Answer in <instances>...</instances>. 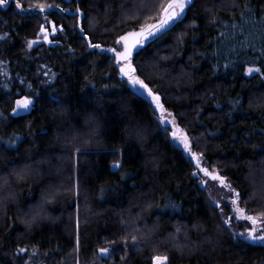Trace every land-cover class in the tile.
<instances>
[{"label":"trees","instance_id":"1","mask_svg":"<svg viewBox=\"0 0 264 264\" xmlns=\"http://www.w3.org/2000/svg\"><path fill=\"white\" fill-rule=\"evenodd\" d=\"M20 2L29 10L16 0L0 6V264H154L157 255H167V264H264V247L221 222V210L228 218L232 207L218 208L207 183L191 175L189 155L171 140L170 126L166 135L156 122L148 98L120 77L110 53L87 47L85 33L117 47L119 35L155 22L158 9L138 11L139 0ZM38 3L69 11L30 8ZM260 9L261 0H193L182 22L132 60L193 151L256 216L264 212V78L244 69L264 59ZM48 21L64 30L29 49ZM22 95L34 104L15 116ZM136 127L142 138L129 135ZM117 159L121 167L113 168ZM33 212L42 219L29 229ZM243 222L233 219L231 227ZM185 243L192 254H181Z\"/></svg>","mask_w":264,"mask_h":264},{"label":"snow or ice","instance_id":"2","mask_svg":"<svg viewBox=\"0 0 264 264\" xmlns=\"http://www.w3.org/2000/svg\"><path fill=\"white\" fill-rule=\"evenodd\" d=\"M261 2H264V0H261ZM7 3L8 0H0V6H4ZM192 3L193 0H162V3L157 5L155 0H139V6L137 9L138 11L139 8L145 7L147 5H151L152 8L158 9L157 15L154 17L155 22L150 24H140L138 28H133L125 32L123 35H119L115 40V44L118 47L105 48V46L100 43H92L87 33L84 34V39L87 41V47L91 49H99L101 53H111L110 59L114 61L116 67L118 68L119 75L123 78H126L125 82L130 85L132 89L135 90L136 94L148 98L149 106L153 110L154 119L159 125L163 126V130L166 135L169 133V126H171V139L173 141H178L180 145H182L183 151L189 155V162L193 163V167L195 169L191 173V175L197 178L198 183L201 186H206V178H210L212 181L218 182L222 188L227 189L228 192L231 194V199L228 201V203L230 205L235 204L237 205V207L235 208L233 215L228 218L224 217V213L221 210V212L219 213L221 217V222L227 225L230 230L231 221L233 219H236L238 221H250L251 226L247 227L245 231L239 233V235L245 237L246 240L253 242V244L258 243L260 246L264 247V212H261L259 216L249 215L246 214L247 210L245 208L239 207L241 203L245 202L241 197V193L235 187H233L232 184L227 180V178L221 175L218 170H213L210 165L206 164L203 152L193 151V142L191 138L188 136L184 129L179 128V126L176 124V120L173 114L169 112L165 108L164 104L161 102V96L158 93L154 92L153 89L149 87V84L146 83L145 80L140 77V75L138 74V69L132 63L134 51L137 48L143 47L149 40H152L153 38L159 39L161 33L167 34L164 30L169 29L170 26H173L178 22H182V18L186 9H188L192 5ZM53 7L59 8L61 12L69 11V9L60 8L59 4L54 5L38 3L35 5H30V8L38 9L40 13H44L47 9ZM16 8L20 11L29 10L25 9L22 6L20 0H16ZM75 11L77 14L82 15L81 9L79 7H77ZM257 14L264 16V9H260ZM45 20L47 21L46 16ZM48 23L51 24L52 34H55L58 31L62 32L64 30L63 25L57 26L54 21H48ZM76 27H79V25H76ZM80 31L83 32V28H80ZM41 34L43 35L44 41L48 43L53 42L49 39V29L45 27L44 24L40 25L38 38ZM3 38V36H0V39ZM37 42L38 40H28L27 47L31 49ZM55 42L58 43V41ZM257 59L261 58L257 57ZM261 65L262 66L245 67L244 75L251 77L253 73H256L259 74L261 78H264V59H261ZM45 75H47V73H45ZM105 75H107V73H105ZM21 83H23V81ZM105 87H107V85H105ZM100 99L101 101L103 100L102 97ZM33 104L34 101L30 95H22L15 100V106L12 108V113L15 116L26 114L30 112L31 108L33 107ZM0 115H2V113H0ZM169 117H171V120H169ZM129 135L139 139L143 137L144 130L139 127L132 128L129 132ZM210 135H215V133H210ZM16 139H19V137H16ZM16 139L9 140V146H14L16 143ZM116 154L119 155L120 153L116 152ZM112 167L120 168L121 161L119 159L114 160L112 163ZM5 183H7V181H5ZM261 193L264 194V190H261ZM209 198H211V194H209ZM217 207L219 208L220 205L217 204ZM237 213H239V215H237ZM40 219H42L40 213L33 212L31 214V218L25 221V223L29 226L30 229L31 226ZM11 226L12 225L10 224L9 227ZM78 229L79 221L77 220V233L75 236V244L77 250H79L81 244V238ZM176 231L177 233H179L181 229L177 228ZM232 234L235 235V233ZM132 240L134 245L138 243L137 237L133 236ZM123 243L125 244L126 257L128 255L127 244L126 241H124ZM209 247H212L211 244L209 245ZM199 249L200 245H196V250L198 251ZM180 250L181 254H183L185 250H189L188 244L185 243L184 245H182ZM98 251L104 256H108L110 254L109 248H99ZM214 251L215 249L213 248V252ZM18 252L24 253L26 252V249L19 248ZM189 254H192L191 250H189ZM123 258L124 257H122V259ZM152 259L154 264H162V262H164V264H167L169 257L167 255H157L154 256ZM217 264H219L218 260Z\"/></svg>","mask_w":264,"mask_h":264},{"label":"rangeland","instance_id":"3","mask_svg":"<svg viewBox=\"0 0 264 264\" xmlns=\"http://www.w3.org/2000/svg\"><path fill=\"white\" fill-rule=\"evenodd\" d=\"M45 27H47V28L49 29V38H50V36L52 35V33H51V24L47 23V24H45ZM34 40H38L37 43H39V42H46V41H44V39H43V35H42V34L39 36V38H38V36H37V38L34 39ZM117 47H118V46H117ZM137 49H138V48H137ZM137 49H136V50H137ZM120 77H121V76H120ZM122 78H123V77H122ZM124 79L126 80V78H124ZM169 112H170V111H169ZM171 113H172V112H171ZM169 120H171V117H169ZM176 124H177V123H176ZM171 130H172V129H171V126H170V132H171ZM170 138H171V136H170ZM171 140H172V139H171ZM172 141H173V140H172ZM173 142H174L177 146H181V147H182V145H180V143H179L178 141H173ZM206 179H207V186L209 187L208 190H209V192H210V194H211L213 200L215 201V203L219 204L220 206H221V205H225V204L230 205V204L228 203V201L231 199V194L228 192V190L225 189V188H222V187L219 185L218 182H214V181H212V180H209L208 178H206ZM230 206H231L232 209H233V212H232V215H233L234 210H235V208L237 207V205H235V204H231ZM237 215H239V213H237ZM235 221H238V220L235 219ZM243 223H244V222H243ZM249 226H251V222H250V221H247V222H245V223L243 224V228H242V229H237L236 227H231V228L234 230L235 234H236L238 237H240V238H244V239H245V237L240 236L239 233L244 232L245 229H246L247 227H249ZM162 264H164V262H162Z\"/></svg>","mask_w":264,"mask_h":264},{"label":"water","instance_id":"4","mask_svg":"<svg viewBox=\"0 0 264 264\" xmlns=\"http://www.w3.org/2000/svg\"><path fill=\"white\" fill-rule=\"evenodd\" d=\"M111 54V53H110Z\"/></svg>","mask_w":264,"mask_h":264}]
</instances>
